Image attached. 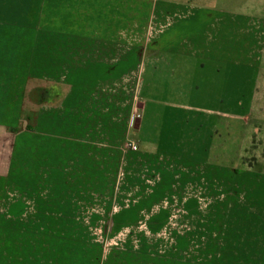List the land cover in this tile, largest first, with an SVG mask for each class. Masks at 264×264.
Wrapping results in <instances>:
<instances>
[{
  "label": "crops",
  "instance_id": "0c3cea01",
  "mask_svg": "<svg viewBox=\"0 0 264 264\" xmlns=\"http://www.w3.org/2000/svg\"><path fill=\"white\" fill-rule=\"evenodd\" d=\"M262 34L264 0H0V264H103L86 236H248L264 264V171L209 147Z\"/></svg>",
  "mask_w": 264,
  "mask_h": 264
},
{
  "label": "rangeland",
  "instance_id": "374dc122",
  "mask_svg": "<svg viewBox=\"0 0 264 264\" xmlns=\"http://www.w3.org/2000/svg\"><path fill=\"white\" fill-rule=\"evenodd\" d=\"M262 36L260 49L256 41L251 48L247 43L239 54L231 50V60L242 61L244 65H231L223 81L221 76L212 80L213 95L221 81L224 82L223 99L229 114L247 118L244 125L230 116L228 135L226 132L219 142L214 139L209 144L217 152L215 164L237 167V171L243 169L244 163L264 171V34ZM258 59L261 64L254 70ZM209 101L208 105L213 106L214 97ZM33 116L28 115L26 126L32 124ZM249 239L248 236H86L87 248L102 250L103 264H238V246L245 251L247 244L253 243Z\"/></svg>",
  "mask_w": 264,
  "mask_h": 264
},
{
  "label": "trees",
  "instance_id": "16d2710c",
  "mask_svg": "<svg viewBox=\"0 0 264 264\" xmlns=\"http://www.w3.org/2000/svg\"><path fill=\"white\" fill-rule=\"evenodd\" d=\"M27 127L29 128L30 126H27ZM11 130L16 132V131H18V128H12Z\"/></svg>",
  "mask_w": 264,
  "mask_h": 264
},
{
  "label": "built area",
  "instance_id": "2783aa9c",
  "mask_svg": "<svg viewBox=\"0 0 264 264\" xmlns=\"http://www.w3.org/2000/svg\"><path fill=\"white\" fill-rule=\"evenodd\" d=\"M137 116H138V113H137ZM131 148H133V149H134V148H135V146H131Z\"/></svg>",
  "mask_w": 264,
  "mask_h": 264
}]
</instances>
